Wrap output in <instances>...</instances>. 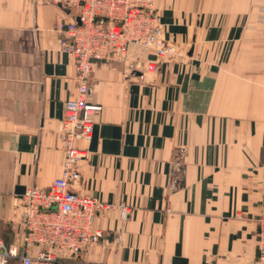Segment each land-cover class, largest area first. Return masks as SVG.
Here are the masks:
<instances>
[{
  "label": "crops",
  "instance_id": "1",
  "mask_svg": "<svg viewBox=\"0 0 264 264\" xmlns=\"http://www.w3.org/2000/svg\"><path fill=\"white\" fill-rule=\"evenodd\" d=\"M177 55L127 73L95 64L103 106L76 186L105 204L102 241L83 264H257L264 214V0H155ZM77 14L45 0H0V237L13 205L48 189L65 159L74 58L55 32ZM134 58L153 59L133 49ZM65 264V263H57Z\"/></svg>",
  "mask_w": 264,
  "mask_h": 264
},
{
  "label": "built area",
  "instance_id": "2",
  "mask_svg": "<svg viewBox=\"0 0 264 264\" xmlns=\"http://www.w3.org/2000/svg\"><path fill=\"white\" fill-rule=\"evenodd\" d=\"M45 1L77 14L78 21H61L55 27L60 51L76 62L77 90L66 101L61 122V175L50 188L31 187L15 199V218L10 221L14 241L7 245L0 237V264H83L81 254L104 237L96 227L97 217L118 209L127 219L129 208L124 204H105L76 188L87 158L79 144L91 143L103 113V106L90 99L94 67L98 62H121L128 74L139 68L155 71L161 61L177 55L176 46L164 39L155 0ZM133 49L150 51L154 58H134ZM257 243V264H264V214L258 219Z\"/></svg>",
  "mask_w": 264,
  "mask_h": 264
}]
</instances>
